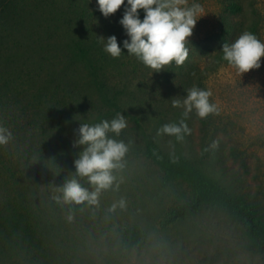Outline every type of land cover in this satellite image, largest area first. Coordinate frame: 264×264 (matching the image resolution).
<instances>
[{
	"label": "rangeland",
	"instance_id": "374dc122",
	"mask_svg": "<svg viewBox=\"0 0 264 264\" xmlns=\"http://www.w3.org/2000/svg\"><path fill=\"white\" fill-rule=\"evenodd\" d=\"M198 2L203 17L190 38L188 59L182 66L154 72L126 50L120 58L103 50L99 37L115 35L121 47L127 38L119 24L123 13L105 18L95 0H24L29 12L53 22L54 34L43 53L50 58L43 80L68 67L66 81L74 87L68 81L59 89L52 84L54 89L44 93V107L51 111L46 115L35 106L36 88L27 81L3 98L6 106L0 105V127L11 133L8 142L0 144V210L20 201L45 220L55 216L63 228L61 237L36 254L38 260L23 264H264V252L251 249L243 226L222 209L205 208L175 228L158 229L171 188L142 155L153 139L167 152L199 160L207 149L213 176L264 214V58L260 69L243 75L218 58L224 29H232L227 39L231 43L256 25L258 38L264 40V0ZM232 2L242 6L241 13L228 12ZM74 43L89 47L104 67L100 76L109 89L108 102L67 49ZM193 86L212 91L217 113L201 119L193 110L185 117L183 107H172V100H182ZM69 95L71 100L66 99ZM117 113L127 127L109 137L123 142L127 151L113 171V187L101 192L96 205L64 203L61 189L67 180L76 178L93 190L87 177H75L74 161L81 150L73 147L75 131L87 118L111 121ZM181 121L189 131L180 140L161 132L164 125ZM124 225L143 227L150 236L149 246L130 261L118 260L115 253L116 228Z\"/></svg>",
	"mask_w": 264,
	"mask_h": 264
},
{
	"label": "trees",
	"instance_id": "16d2710c",
	"mask_svg": "<svg viewBox=\"0 0 264 264\" xmlns=\"http://www.w3.org/2000/svg\"><path fill=\"white\" fill-rule=\"evenodd\" d=\"M242 10V6L236 2L228 6V12L233 15L241 13ZM117 13H123V6ZM50 23L53 22H48L47 18H38L34 12H29L25 8L24 0H0L1 106L7 105V102L2 101L3 98L11 91L17 90L20 83L27 81L29 87L36 88L32 96L37 100L35 106L38 108L39 105V109L43 111L42 115L51 112L44 107L47 96L44 93L54 89L52 84L58 89L61 88V84L68 81L66 79L69 76L67 74L69 68L56 70L52 78L50 74L49 80H43L44 68L50 65L47 63L50 58L43 53L47 49V40L54 34ZM231 32V28L224 29L221 36L224 43ZM251 32L258 37L256 25ZM122 33L126 35L123 28ZM74 44H68L67 49L73 58L84 66L85 71L89 72L97 84L101 97L108 102L109 89L100 76L104 67L99 66V59L96 61L95 57L93 58L89 47ZM36 57L38 59H35ZM221 57L220 52L218 58L222 60ZM69 81L67 84L73 86L74 84ZM66 99L71 100V96H67ZM98 119L87 118L83 123L95 124L102 121L101 118ZM205 154L203 159L199 160L180 152H167L155 139L149 140L142 150L144 160L156 169L162 184L171 188L168 205L160 218L158 229L167 231L192 220L205 208H218L226 211L243 226L254 252H264V214L260 207L244 195L222 185L220 180L213 176L207 159L209 156L207 149ZM233 156L238 157V154L233 152ZM69 163L68 161L67 164ZM70 206L67 207L69 215ZM6 207L0 210V264H23L38 260L40 257L36 254L41 250L46 251L50 243L61 237L63 228L61 224L54 222L55 216H52L53 219L45 220L16 200ZM116 233L115 253L118 260L130 261L136 252L150 244L148 230L140 226H119ZM44 255L40 254L41 257Z\"/></svg>",
	"mask_w": 264,
	"mask_h": 264
},
{
	"label": "clouds",
	"instance_id": "9594fccd",
	"mask_svg": "<svg viewBox=\"0 0 264 264\" xmlns=\"http://www.w3.org/2000/svg\"><path fill=\"white\" fill-rule=\"evenodd\" d=\"M103 17L109 18L123 6V15L119 20L126 39L118 42L115 35L99 37L103 50L112 58H120L122 53L134 56L145 67L161 72L167 66L184 65L189 57L190 38L198 21L203 17V8L198 0H95ZM143 10V18H141ZM222 60L243 75L262 67L264 58V40L251 31L245 30L231 43L225 42ZM183 99L174 98L172 107L184 108V116L195 110L196 115L206 119L217 113L218 108L211 102V90L196 86L186 90ZM127 127L125 117L117 113L111 121L99 123H81L75 131L73 147L80 148L74 161L75 177H87L93 190L83 188L76 178L67 180L61 191L67 204H98L102 191L113 187L116 177L113 171L121 166L127 147L109 137V133L119 135ZM189 131L186 123L166 124L161 132L182 138ZM11 133L0 127V144H6ZM59 200L60 198L57 197Z\"/></svg>",
	"mask_w": 264,
	"mask_h": 264
}]
</instances>
